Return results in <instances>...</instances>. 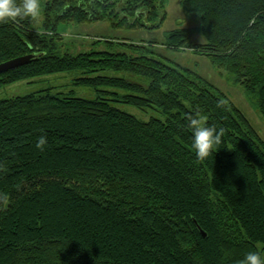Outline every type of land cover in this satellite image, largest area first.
I'll list each match as a JSON object with an SVG mask.
<instances>
[{"label": "trees", "instance_id": "16d2710c", "mask_svg": "<svg viewBox=\"0 0 264 264\" xmlns=\"http://www.w3.org/2000/svg\"><path fill=\"white\" fill-rule=\"evenodd\" d=\"M165 2L46 0L39 27L30 19L0 24V62L33 55L1 73L0 88L65 72L73 85L105 84L120 92L102 93L161 114L144 121L112 104L115 98L72 90L1 99L0 264H238L248 252L262 257L264 138L244 112L193 71L155 57L152 42L96 39L89 51L61 52L60 24L107 20L150 29L165 19ZM180 2L198 15L204 42L181 27L163 44L208 56L254 98L264 119V0ZM198 110L208 126L225 129L202 161L187 120ZM41 136L43 151L36 148Z\"/></svg>", "mask_w": 264, "mask_h": 264}, {"label": "rangeland", "instance_id": "374dc122", "mask_svg": "<svg viewBox=\"0 0 264 264\" xmlns=\"http://www.w3.org/2000/svg\"><path fill=\"white\" fill-rule=\"evenodd\" d=\"M46 0H40L41 3V18L39 24L33 22L35 27H39L42 21V13ZM166 13L163 22L153 28L140 27L138 29H128L122 27H114L107 20L94 21L89 23L77 24L68 23L60 24L57 27V32L63 37V45L61 52H69L77 54L83 51H89L93 48L92 42L96 39H127L130 41H145L152 42L150 47L154 52V56L164 59L173 64L181 65L196 73L207 84L218 89L229 99H231L247 116L258 134L264 138V119L255 103L254 98L236 84L227 75L226 72L218 69L210 61V58L201 53L195 52L192 49H172L166 47L163 42L166 41V34L173 29L186 27L191 31V39L194 43L200 44L204 42V38L199 31L198 15L186 13L181 7L180 0H166L164 5ZM147 44V43H146ZM98 74L111 76L120 75L114 71H103ZM72 90L76 96L86 98H115L117 101H111L119 109L130 113L141 120H148L151 117H160L159 111L147 108L138 109L132 105L119 100V97L114 94H104L101 91L120 92L113 87H108L105 84H98L94 87H83L72 84L69 73H51L37 76L31 79L17 81L4 85L0 88V100L18 95H25L31 92L44 91L51 94L57 91ZM261 247V245L259 244ZM264 258V250H261Z\"/></svg>", "mask_w": 264, "mask_h": 264}, {"label": "clouds", "instance_id": "9594fccd", "mask_svg": "<svg viewBox=\"0 0 264 264\" xmlns=\"http://www.w3.org/2000/svg\"><path fill=\"white\" fill-rule=\"evenodd\" d=\"M40 0H0V24L16 22L18 20L30 19L39 24L41 18ZM40 35L39 32H37ZM226 101L218 102V107H223ZM188 128L193 133L192 147L198 160H205L212 155L217 146L222 143L225 129H219L215 124L208 126L207 117L198 110L195 115L187 117ZM47 139L45 136L38 138L36 148L43 151ZM238 264H264V258L258 252H248Z\"/></svg>", "mask_w": 264, "mask_h": 264}, {"label": "water", "instance_id": "95a60500", "mask_svg": "<svg viewBox=\"0 0 264 264\" xmlns=\"http://www.w3.org/2000/svg\"><path fill=\"white\" fill-rule=\"evenodd\" d=\"M32 58H33V55H25V56H20V57H16V58H12V59L0 62V74L10 69H13L15 67L24 65L28 63ZM196 226L201 232V234L203 236H206L205 232L198 225Z\"/></svg>", "mask_w": 264, "mask_h": 264}]
</instances>
